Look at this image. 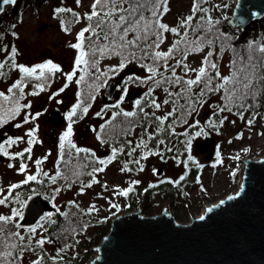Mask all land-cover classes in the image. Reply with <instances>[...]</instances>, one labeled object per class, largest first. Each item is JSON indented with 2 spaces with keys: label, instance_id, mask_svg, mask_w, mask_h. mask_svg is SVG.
<instances>
[{
  "label": "rangeland",
  "instance_id": "374dc122",
  "mask_svg": "<svg viewBox=\"0 0 264 264\" xmlns=\"http://www.w3.org/2000/svg\"><path fill=\"white\" fill-rule=\"evenodd\" d=\"M235 2L236 0H206V2L205 0H200V6L209 9L205 14L211 17L214 27L207 34H205L203 29H200L194 35H205L206 39L211 38L213 40V44L204 47L203 51L192 52L188 55L185 63L191 68H199L203 58L209 51H212L213 56L211 59L213 62L219 59L216 63L219 65L222 76H229L232 72V70H229L232 56L247 58L248 54L244 51L242 43L251 35V32L260 30L259 26L261 23L264 27V18L253 22L245 29L232 27L229 25V20L233 14ZM92 3L93 0H80L79 4H77L76 0H19L15 7H8L3 15V18H14L17 14L21 15V20L16 22L12 20L16 24L13 29L17 33V37L14 39L18 51L16 55L18 65L33 67L52 61L59 65L62 71L55 73L46 80H42L44 91H40V97H36L41 100L42 104L41 144L34 149L33 154L25 159L26 162L22 163L17 157L9 159V163L0 153V156L3 157L0 161V189L4 190L3 193H0V198H4L7 195L10 185L20 183L25 180L27 175H33L37 167V160L42 161L39 169L41 180L45 177L44 173H48V176L52 173V144L50 143L52 134L50 126L44 123V114L50 113L54 107L55 101L50 96L53 97V93L64 85L66 81L65 74L68 70H73L74 68L77 50L70 47V45L77 43V34L87 26L84 16L85 13L90 11ZM193 4L194 0H169L170 11L164 16V21L170 26L177 25L180 17L192 14ZM61 7L72 9L73 12L78 13L81 17L80 21L75 22L74 18H64L65 13H55V9ZM196 13L197 18L204 14V12ZM205 19L197 23V26L206 25L208 18ZM216 21L218 23H215ZM65 28L68 30L65 31ZM250 28H253V30L251 31ZM236 29L240 30L237 32ZM220 42L226 45L221 55L220 51L223 48L219 44ZM108 64L111 66L116 65V60L103 59L100 70H103V67ZM16 70L19 69L17 68ZM190 73L193 76L195 75V73L189 72L187 74L189 77H191ZM53 80L56 82L53 83ZM25 93H29V87H26ZM1 103L4 104V100ZM215 103L220 104L219 95L210 98L205 105L198 111L192 112L190 116L182 113L176 120L177 132H182L183 136L175 139L170 144V149L173 148V151L175 149V152H173V156L167 159L165 176L170 177L174 182L183 177L186 173L184 161L189 155L193 156L197 163L202 164L203 168L201 175L197 179L194 181L188 179L182 188L179 187L178 182L180 181L178 180L175 183L176 185L172 187L173 193H165L162 190V192L156 193L151 198L143 197L144 188L152 181H157L158 179L156 178L155 180L153 178L156 169L164 167L161 151L156 154H147V158L143 160L137 157L138 163L136 165L137 170L134 171L135 174L126 170L122 171L123 167L118 165L117 162H112L104 166L103 172L93 174L98 182L93 183V176H90L89 180L75 184L69 179L76 178L75 175H72L73 172L79 173V178H81L82 164L78 162L71 168L65 166L64 177L69 178H60V185L57 182L48 187L42 185V190H46L45 193L52 197L56 210L65 211L69 218L68 223L65 224L64 233L66 238L63 243L69 242L72 236L75 235L74 233L79 234L83 231L85 225L84 217L92 206H94L92 212L98 216H107L109 212L115 211L117 207H120L118 208L119 210L123 209L120 214L142 209V214L149 217L161 214L169 206L168 212L172 213L173 210L174 217L178 222L188 224L192 218L202 215L206 206L221 200L228 194L234 193L238 188L244 160L264 157V122L257 118L249 125L237 116L230 117L225 115L227 119L221 125L219 122L216 123V121L211 120L212 114L218 112ZM165 110L168 111L169 107L165 106ZM1 112L2 116H4L3 111ZM218 117L222 119V115ZM197 122H199V125L194 129V132L205 130L204 132L210 133V136L204 138L197 137L195 134L184 135L186 129ZM2 127H0V135ZM212 127H216L215 131L212 130ZM96 132V129L90 132L88 145L91 150L103 153L107 150V146L99 143ZM25 140H19L16 146L11 147L7 152L16 156L17 152L27 147L28 143ZM198 141L207 143V147L203 151L197 148L196 142ZM10 164L12 167H9ZM21 164L27 166L26 171L23 173L19 171ZM234 176L236 177L235 180ZM66 182H70L71 186L66 187ZM88 184H91V187H87L86 185ZM131 187L136 189L133 202L135 209L126 211L123 208L126 203L125 198L120 193ZM82 188L83 191H81ZM56 189H59V191H56ZM23 205L24 203L19 205L18 202L0 205V214L11 215L12 208L22 211ZM113 218L114 216H111L110 220ZM16 219L19 220L20 218L17 217ZM43 224L47 231L37 228V233L34 234L31 240L32 243L41 237H47L50 222ZM86 229L87 234H91L94 231L93 227H87ZM82 241L84 244L87 242L84 239ZM95 247L93 246L91 249ZM45 248L51 252L54 245L51 242H46ZM95 255L96 252L93 251L92 257ZM23 259L24 264H31L33 260L37 259V255L27 251V253H24Z\"/></svg>",
  "mask_w": 264,
  "mask_h": 264
},
{
  "label": "snow or ice",
  "instance_id": "6c2138e0",
  "mask_svg": "<svg viewBox=\"0 0 264 264\" xmlns=\"http://www.w3.org/2000/svg\"><path fill=\"white\" fill-rule=\"evenodd\" d=\"M77 4L80 0H76ZM206 2V0H205ZM17 0H2L3 5H15ZM168 0H93L91 5V11L85 13L84 18L89 22L86 27H84L77 34V43L71 44L70 47L79 50L78 55L74 61L73 71L66 73V81L72 82L73 78L77 75V71L88 73L92 76L96 89L98 90L103 86V82L109 78V73L118 74L119 71L123 70L127 64L135 61L144 68L149 75L145 77L141 83H146L147 81H152L149 91L145 93V107H151L154 109H160L161 104L157 103L156 98L152 96V92L155 88H163L167 94L166 98L163 100V104L167 105L171 103L173 105L172 111L168 112L164 116H156L155 119L159 121V126H162L169 117L175 115L178 109H183L184 115H191L192 112L196 111V105L201 103V98L204 97L208 92H219L223 90L224 92V106H217L219 112L231 111L232 105L239 101L247 99L249 96H256L264 90V57H254L252 55L251 44L248 50V56L245 57L237 56L232 62L233 70L229 76H221L218 66L212 61L211 57L213 52L209 51L207 55L201 61V66L199 68H191L184 61L187 60L188 55L192 52L203 51L204 47L211 46L213 40L211 38H205V35H194L192 38L188 37V32L185 31L183 34L178 30L177 27H169V25L162 23L163 14L168 12ZM227 6V5H225ZM219 7V6H217ZM0 11H3V7L0 6ZM193 13L204 12L207 13L209 9L202 8L200 6V0H194ZM55 13H71L75 22H79L81 17L78 13L73 12L72 9L68 8H57ZM150 13V15H146ZM194 17L192 15L187 16L180 21L181 28H187L191 26V22ZM203 19V17H202ZM215 23H218L216 21ZM15 27V25H13ZM214 27L213 21L209 16L205 24L198 25L193 28L192 31L196 33L198 30L203 29L205 34L212 31ZM68 29L65 28V31ZM170 32L176 36H180L181 39L176 40L172 46L167 51H159L161 44L164 42V33ZM89 35L86 37L85 34ZM15 35V33H13ZM218 38V37H217ZM87 40V46L85 47V41ZM183 45V47H181ZM260 53H264V45L259 46L257 49ZM16 49L11 50L10 59L12 60L11 67L18 68L25 77L34 78L37 81L46 80L53 76L57 72H61L62 69L59 65L53 63L52 61H47L42 64L35 65L33 67H26L24 65H18L15 62ZM180 55L181 58L176 60L175 65H169L168 61L175 56ZM119 57V63L108 67L107 72L101 71L99 68V63L101 59ZM145 61H151L150 63H145ZM6 63V62H5ZM5 63H0V69L5 67ZM83 66V67H82ZM163 67L164 70L170 71V75H165L164 72L160 71ZM182 67L185 76H179L176 74V68ZM89 69H95L94 72H88ZM210 70L214 71V75L210 73ZM189 72L195 73V78H185ZM47 74V75H46ZM2 75V73H0ZM84 75H81L77 80V83L84 80ZM132 77H129L131 80ZM139 79V78H136ZM214 81L216 83L214 84ZM179 86V91H170L172 86ZM200 91L196 94V98L193 99V87H199ZM66 83L64 87H67ZM36 87L40 91H44V84H37ZM15 90V91H14ZM8 93H12V97L6 95L3 91H0V97L4 101L13 100L15 102V107L11 109L5 108L4 104L0 103V111L5 113V116H0V127H2L6 122V117L10 114L15 116L18 114L22 108H30L31 104H19L18 100L23 98L24 92V81L17 80L8 88ZM64 88H60L58 92L53 94L54 96L59 95L63 92ZM39 92L33 91L31 95H38ZM95 99L94 96L91 97ZM180 100H184V104H180ZM136 105L139 107L140 112L144 113L145 118L148 117L149 113L144 112V107H140L141 101L137 100ZM84 101H78L71 110L67 113L68 126L67 130L60 136V160L65 164L71 162V150H75L78 155L84 153L87 155L90 150L86 148H79L71 141V136L73 135L72 125L75 122L73 117L77 116L78 110L81 115L79 118H83L82 114H86L89 110V106H83ZM109 106L106 105L105 108ZM118 107V105L116 106ZM240 108H244L243 103H239ZM113 115V119L116 115ZM124 117H136L137 113L123 112ZM39 113L32 115L28 113L25 116L24 123H28V117L34 120ZM101 115V113H97ZM155 116V112L151 113ZM241 118L243 115L241 114ZM227 117L222 118L219 123L222 125ZM186 122V121H184ZM211 123V121H210ZM253 120H248V124L251 125ZM21 124H16L15 127L20 128ZM215 126V125H213ZM171 127V125H169ZM103 130V126H102ZM95 131V129H93ZM36 129H30L26 135L29 137L27 143L32 145L37 142L35 137ZM187 135V133H185ZM196 136L201 135L200 131L195 133ZM97 138L100 139L99 134ZM152 136L149 135V139ZM23 137L9 138L7 143L9 145L17 143L22 140ZM107 141L101 140V143H106ZM160 143H163L161 140ZM190 143V141H189ZM68 146V152H65V145ZM146 143L142 140L137 147H146ZM118 149H112V157L108 160L99 159L97 162L100 165H106L115 158ZM119 151H122L120 149ZM135 151V149H133ZM25 152L30 153L31 147L25 148L23 152L16 153V156L23 157ZM0 153L5 156H9V153L5 150L3 144H0ZM95 156V154H92ZM144 158H147V154ZM191 159V157H189ZM42 161L37 160V166L40 165ZM138 163V161H137ZM9 167H12L10 164ZM26 165L21 164L19 171L25 172ZM59 165H57V172L55 175L50 176L49 180L52 184H55L57 177L68 179L69 177H64L59 170ZM127 165H125V169ZM142 170V169H141ZM104 167H93L91 172L88 173L93 176V183L98 182L95 180L94 173L103 172ZM48 176V173H44ZM72 175L77 176L78 173L73 172ZM183 179V177H181ZM30 181H37V175H27L25 180L21 184H28ZM138 183V182H137ZM21 184H12L8 188V195L3 199H0V205H6L11 196L12 190L17 189ZM91 187V184L86 185ZM3 189H0V193H3ZM59 191V189H56ZM83 191V188L81 189ZM131 188L122 191L120 194L127 195ZM19 197H17V200ZM23 203V202H22ZM115 207V205H113ZM94 210V206L88 211ZM59 211V209H57ZM49 217L52 215L48 214ZM19 217L23 219L22 211L16 208L11 209V215H0V264H15L17 260L22 259L25 251L35 249H29L25 247L26 238L18 230L22 225L16 219ZM203 219V217H201ZM54 223V221H52ZM37 228L42 231H47L44 224L41 223L36 227H28L27 232L29 236L27 240L30 242L34 234L37 233ZM47 241L46 238L41 237L36 241L38 247L43 248ZM63 251V250H61ZM43 257H38L32 261V264H42Z\"/></svg>",
  "mask_w": 264,
  "mask_h": 264
},
{
  "label": "water",
  "instance_id": "95a60500",
  "mask_svg": "<svg viewBox=\"0 0 264 264\" xmlns=\"http://www.w3.org/2000/svg\"><path fill=\"white\" fill-rule=\"evenodd\" d=\"M17 3L3 5L0 0V20ZM262 18L264 0H236L229 25L245 29ZM61 116L54 112L46 118L61 124ZM6 139L1 134L0 144ZM196 145L200 151L207 147L206 142ZM242 174L236 192L210 204L188 224L178 222L169 206L151 217L142 209L118 214L92 249L96 255L88 264H264V157L245 159ZM55 210L53 200L34 191L26 198L18 222L27 230Z\"/></svg>",
  "mask_w": 264,
  "mask_h": 264
},
{
  "label": "flooded vegetation",
  "instance_id": "af4514ba",
  "mask_svg": "<svg viewBox=\"0 0 264 264\" xmlns=\"http://www.w3.org/2000/svg\"><path fill=\"white\" fill-rule=\"evenodd\" d=\"M78 52L79 50H77V55ZM109 59L116 60V64L119 63L118 57H111ZM105 60H108V58H105ZM109 66L111 65L108 64L107 66H104L103 70L101 71L107 72ZM128 67H132V65H127L123 70L119 71L118 74L109 73V78L106 80V82H103V86L100 87L98 90L95 87V84L97 82L94 81L92 76L89 75L88 73L80 72V71H77V75L73 78L72 82L65 81L64 85L60 87V88L63 87L64 91L60 92L59 95H56V98H53L55 103L51 112L48 114H44V123L50 126L51 128L50 130L52 134L50 141V143L52 144V154H51L52 173L50 176L56 174L57 165L60 166L59 170L63 174V172H65V166L71 168L72 166L74 167L78 162H80L82 164L81 178H79L78 175V178L76 176L75 179H69V181H72L75 184H79L82 181L89 180L90 178V175L88 174L90 152L87 155H85L84 153H80L77 155L75 153V150H71V162L69 164H65L63 161L60 160L59 157L60 136L67 130V126H68L67 113L71 110L73 105H75L78 101H84L82 107L90 105L89 110L86 114H82L83 115L82 119L79 118L81 115L79 110L77 116L73 117V120L75 122L72 125L73 135L70 138L72 143H74L79 148H86L92 151L95 154V158L97 160L99 159L108 160L110 157H112V149L113 148L118 149L115 158L112 159L110 163L117 162L118 165H120L124 169H125V165H127V169L130 170H126V171L133 174H135L134 171L137 170L136 167L137 157H139L140 160H143L145 159L144 157L146 154H156L158 151H161L162 159H163L162 164L164 167H158L156 169L153 178L155 180L156 178L158 179L157 181H152L147 187L149 186L159 187L162 184L176 185L175 183L181 179L179 178L176 182H174L173 179H171L168 176H165L167 159L171 156H169L170 155L169 151H167L166 154H164L163 146L159 145L157 150L155 151L154 148L137 147L138 127L136 125V122L135 120L132 119V117H124L122 113L136 111L137 105L135 102L137 100L140 101L143 100V98L145 97V93L149 91V87L151 86L152 81L141 83V81L145 77H147L149 73H147L146 70H126ZM72 71L73 70H68L67 73H70ZM94 71L95 70H88V72H94ZM5 72H6V76L2 81L3 92L9 97H12V93H8L7 91L8 88L17 80H23L24 81L23 98L19 99L18 102L21 105L28 103L31 104L30 108H22L21 111L15 116H11L9 114L6 117L7 122L1 128V132H2L1 134L5 135V137L7 138L2 143L6 148L5 150L6 151L10 150L11 147L16 146V144L19 142L18 141L15 144L9 145L7 143L9 138L23 137V139H26L25 141L27 142L29 137L26 135V133L30 129L33 128L36 129L35 137L37 142L32 145L28 144L27 147H25V148L31 147L30 153L25 152L23 157L13 156L12 154H9V156H5L2 154L4 159L9 163H10L9 159L13 157L14 158L17 157L22 163V162H26L25 159H27L31 154H33L34 149L41 144V138H42L41 117L43 116V114H42L41 100L36 98V97H40L39 94H41V92L36 87V85L41 84L42 80L37 81L34 78L25 77L24 74L21 73L19 70H5ZM81 75H84L85 78L83 81L77 83V80ZM129 77H132V79L129 80ZM55 82L56 81L53 80V83ZM66 83L68 84V86L64 87ZM26 87H29V93H25ZM58 90H56L54 93L58 92ZM33 91L39 92V94L31 95ZM153 93L154 91L152 92V95ZM92 96H94L95 99H92L91 98ZM4 105L5 108L11 109L15 107V102L13 100L4 101ZM106 105H108L109 107L105 108ZM117 105L118 107H116ZM54 112H60L62 114L61 118L63 121L61 124H52L46 118L47 116H49V114ZM28 113H31L32 115L39 113V115L36 116L34 120H32L31 116H29L28 117L29 122L24 123L25 116ZM97 113H101V115L98 116ZM116 113L119 114L116 115L115 118L113 119V115ZM3 115L5 116L4 112ZM16 124H21L22 126L20 128H17L15 127ZM102 126H103V130H102ZM93 129H96L97 130L96 134L97 135L99 134L100 136L99 143L102 144L103 146H107V150H105L103 153H101L100 151L97 152L96 150H91L89 148L88 145L89 135L90 132L93 131ZM142 129H145V127H142ZM174 132L179 134V138L183 136L182 132L179 131L177 132V124H175L174 126ZM101 140H105L107 142L101 143ZM25 148H23L19 152H23ZM120 149H122V151H119ZM133 149H135V151H133ZM65 152L66 153L68 152L67 144L65 145ZM173 152H175V149L173 151L172 148V156L174 155ZM108 164L106 165L99 164V167H104L107 166ZM39 169H40V165L36 167L33 175H37V179L41 180V177L39 176ZM64 175L65 174H63V176ZM60 178L61 177H57L56 182H58ZM131 189L132 191H129L127 195H124L125 198L124 200L126 203L123 208H128L130 204H132V206L135 207L133 202H134V197L136 195L134 193L136 189L133 187H131ZM132 194L133 196H131ZM129 195L131 196L130 202L127 199ZM118 208L120 207H117V209Z\"/></svg>",
  "mask_w": 264,
  "mask_h": 264
},
{
  "label": "trees",
  "instance_id": "16d2710c",
  "mask_svg": "<svg viewBox=\"0 0 264 264\" xmlns=\"http://www.w3.org/2000/svg\"><path fill=\"white\" fill-rule=\"evenodd\" d=\"M167 6L169 9L168 10V12H169L170 11L169 0H168ZM90 11H91V9H90ZM167 13L163 14L161 22L169 25L166 21H164V16ZM146 15H150V13H146ZM191 15L194 17V19L191 22L190 27H187V28H181L180 27V21L183 20L184 18H186L187 16L180 17L177 25H175V26L169 25V27L170 28L171 27H177L178 30L181 32V34H183L185 31H187L188 37L192 38L195 34L192 31V29L196 28L197 23H199L201 20H206L205 18H208V16L204 13L202 16L197 18V13L196 12L193 13V11H192ZM65 17H67L69 19H73V16L71 13H65L64 18ZM202 17H203V19H202ZM12 20L15 22L21 20V15L17 14L14 18L13 17L12 18L5 17L0 21V63L6 62L5 67L0 69V73H2V75H0V91H3L2 81H3L4 77L6 76L5 70H16L17 69V68L11 67L12 60L10 59L11 50L13 48L16 49V53L18 52L16 43H15V39H14L15 37H17V33L13 29L14 28L13 25H16V24L13 23ZM88 23L89 22L87 21V25H88ZM253 26H255V25H253ZM250 29H251V31L253 30V28H250ZM259 29L260 30L258 32H251V35H249V37L246 38L242 43V46L244 47V51H246L247 54H248L249 46L251 44L252 55L254 57H264V53H260L259 51L256 50L259 46L264 45V27H263L262 23L260 24ZM239 30L240 29H236L237 32ZM13 33H15V35ZM88 35L89 34L87 33V35H85V36L87 37ZM164 37H165L164 42L161 44L160 49H158L159 51H167L176 40L181 39L180 36H176L170 32L164 33ZM219 44L223 48L220 51V55H221L222 52L224 51V49L226 48V45L222 42H220ZM86 46H87V40L85 41V47ZM181 47H183V45H181ZM225 51H227V50H225ZM113 57H115V56H113ZM180 58H181V56L177 55L174 58L169 59V61H168L169 65H175L176 60H178ZM218 58H220V57H218ZM235 58H236L235 56H232L229 70H233L232 62ZM102 60L103 59L100 60L99 68L101 66ZM118 60H119V57H118ZM217 61H219V59ZM15 62L17 63L16 57H15ZM150 62L151 61H145V63H150ZM184 63H185V61H184ZM127 65H132V67L136 68V70H145L144 68H142L139 65V63H137L135 61H133ZM217 66L219 69L218 64H217ZM89 70H95V69H89ZM160 71L164 72V74L166 76L171 74L170 71L166 72L163 67L160 68ZM210 73L212 75L215 74L214 71H212V70H210ZM220 73L222 76L221 71H220ZM176 74L179 76H185V73H184L182 67L176 68ZM190 75H191V77H189L187 75V77H185V78H195V75L193 76L191 73H190ZM215 83H216V81H214V84ZM201 87H203V85H200L199 87H195V86L193 87V90H192L193 91V99L196 98V94L199 93ZM170 91H173V92L179 91V86H175V85L172 86L170 88ZM217 95L220 96V104L218 105L215 103V107L218 111L217 106H224L225 105L223 90L216 92V93L208 92L204 97L201 98V103L196 105V110L198 111L203 105H205L210 100V98L217 96ZM152 96L156 98L157 103L161 104V108L160 109H154L151 107H145V100L143 99L141 101L140 107H144V112L149 113L148 117L145 118V116L143 115L142 112H140L139 107L137 106V109L135 111L137 113V116L132 117V119L135 120L136 125L138 127L137 141L139 144L143 140L147 145L146 147L154 148V151L157 150L159 145H161L164 148V154H166V152L169 151L170 155L169 154H167V155L172 156V149H170V144L173 140L179 139V134L174 132V126L176 124V120L179 118V116L183 113L184 110L178 109L174 116L169 117L168 120H166L162 126L158 127L159 121H157L155 119V117L156 116L162 117V116L166 115L168 112L172 111L173 105L171 103H169L167 105L163 104V100L166 98L167 94L165 93V91L162 87L161 88H155ZM1 101H3L2 97H0V103H1ZM179 103L184 104L185 101L180 100ZM239 103H243L245 105V107L240 108ZM165 106L169 107L168 111L165 110ZM231 107H232L231 111H224V112L218 111L216 114L215 113L212 114L213 116L211 117V120H214V121H216V123H218L221 120V118H219L218 116L222 115V118H224L225 115H229L230 117H233V116L236 117L237 116L241 120L243 119V121H246V123H248V120H253V122H254L257 118H259L260 121L264 122V90H262L261 93L256 95V96H249L247 99H245L243 101H239L237 103H234ZM153 112H155V116L151 115V113H153ZM194 114H196V113H194ZM241 114L243 115V118H241ZM0 116H2L1 111H0ZM188 116H190V115H188ZM169 125H171V127H169ZM197 125H199V122L191 124L186 129L185 133H187V135L195 134L194 129L197 128ZM142 127H145V129H142ZM215 128L216 127H212V130L215 131ZM204 131L205 130L200 131L201 135H199L197 137H204L205 138L206 136H210V133L204 132ZM149 135L152 136L151 139H149ZM161 140L163 141V143H160ZM92 154H93V152L90 151L89 173L91 172L93 167H99V163L97 162L98 160ZM189 157H191V159H189ZM184 162L186 165V173L184 174L183 179H180L179 180L180 182H178V185L180 188H182L184 186L185 182L188 179H190L192 181L197 179L201 175L202 168H203V165L197 163L196 159L190 155L185 159ZM63 174H65V172H63ZM49 177L50 176H45L42 180L37 179V181H30L28 184L19 183V184H21V186L17 189L12 190L11 196H9V199H8V202L6 205H8L10 202H18L19 205L22 202L24 203L27 196L29 195V193H31L33 191H42L45 194V196H47L51 199L52 197L45 193L46 190L45 191L42 190L43 189L42 185H45L47 187L52 185L51 181L49 180ZM235 179H236V177L234 176V180ZM57 183L60 185L61 184L60 180ZM66 183H67L66 187L71 186L70 182H66ZM173 186H174V184H166V185L162 184L159 187H153V186L152 187H150V186L146 187L143 190V197L151 198L156 193L162 192V190H164L165 193H171V192L173 193V190H172ZM48 192H50V191H48ZM134 193L136 194V191ZM7 195H8V193H7ZM131 196H133V194ZM131 196L129 195L127 197L129 202L131 200ZM17 197H19L18 200H17ZM0 199H3V198H0ZM132 209H135V207H133L132 204H130L129 207L125 208L124 210L130 211ZM121 210H123V209H121ZM121 210H119V209H115V211L112 210L111 212H109V214L107 216H98V215H95L94 212L88 211L86 216L84 217L85 225L83 227V231H81L79 234L74 233L76 236L73 235L72 238L67 243H63V240L66 238V235L64 233L65 229H66L65 224H67L68 220H69L66 212L65 211L60 212L57 210H55L54 212H51L52 215L50 217H49V215H47L46 218L40 222V224L45 223V222H50L49 231L47 233L46 239H47V241H50L54 245V248L52 249L51 252L47 251V249L45 248V245L43 246V248H40L37 246L36 241H33V243L31 241L29 242L27 240V235H28L27 230H22L21 228L18 230L26 238L24 246L29 248V249H35L34 251H32V250H28V251L35 253L37 255V258L43 257L42 264H88V262L92 259V254H93V250L91 249V247L97 246L101 242L102 238L108 233V231L110 229V224H111L110 217L111 216H114V217L117 216L118 214H120ZM0 215H4V214H0ZM52 221H54V223ZM87 227H93L94 231L91 234H87V231H86ZM82 239L86 240L87 242L85 244L82 243L83 242ZM61 250H63V251H61ZM24 253H27V251H25ZM23 261H24V259L22 257V259L17 260L15 262V264H24Z\"/></svg>",
  "mask_w": 264,
  "mask_h": 264
},
{
  "label": "bare ground",
  "instance_id": "6f19581e",
  "mask_svg": "<svg viewBox=\"0 0 264 264\" xmlns=\"http://www.w3.org/2000/svg\"><path fill=\"white\" fill-rule=\"evenodd\" d=\"M242 175H243V174L241 173V174H240V179H239V184H238V188H237V190H238V189L240 188V186H241V183H242ZM237 190H236V191H237ZM236 191H235V192H236ZM206 207H208V206H206ZM205 209H206V208H205Z\"/></svg>",
  "mask_w": 264,
  "mask_h": 264
}]
</instances>
